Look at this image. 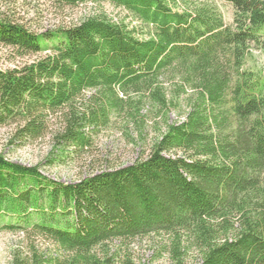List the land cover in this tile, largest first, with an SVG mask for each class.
Masks as SVG:
<instances>
[{
	"label": "trees",
	"instance_id": "1",
	"mask_svg": "<svg viewBox=\"0 0 264 264\" xmlns=\"http://www.w3.org/2000/svg\"><path fill=\"white\" fill-rule=\"evenodd\" d=\"M48 1L108 3L149 31L97 14L37 33L0 13V44L38 56L0 70V127H14L24 144L56 118L62 158L90 148L114 115L138 136L146 113L163 127L156 121L132 164L67 184L0 154V232L61 254L43 256L31 243L11 264H138L135 241L172 264H264V73L244 69L264 0H223L232 26L207 7L174 11L170 0ZM188 92L184 119L169 123Z\"/></svg>",
	"mask_w": 264,
	"mask_h": 264
},
{
	"label": "rangeland",
	"instance_id": "2",
	"mask_svg": "<svg viewBox=\"0 0 264 264\" xmlns=\"http://www.w3.org/2000/svg\"><path fill=\"white\" fill-rule=\"evenodd\" d=\"M170 6L177 12L207 7L217 11L226 25H233V8L223 0H170ZM0 13L24 23L37 33L78 23L85 17L97 14H104L113 21H124L131 27H138L144 35L149 31L146 27L140 30V24L133 15L108 3L59 7L48 0H0ZM257 35L261 37L258 42L250 45L244 69L264 73V25ZM37 57H18L12 49L0 44V70L12 69ZM169 85H172V82ZM189 95L192 93L188 92L186 96H182L180 106L169 112V123L184 119ZM148 110L144 108L142 112L145 114ZM146 114L142 136H138L132 124L123 127L124 116L114 115L108 126L100 128L93 135L90 148L78 153H72V148L63 150L68 153L67 158H62L54 149L57 144L53 135L59 127L56 118L49 120L48 130L41 138L24 144L17 140L14 127H0V154L13 163L38 166L41 173L50 179L66 184L73 183L92 173L130 165L142 152H146L157 132L156 121L160 124L158 126L163 127L160 118L152 113ZM31 243L43 256L61 255L49 242L36 239L33 243L32 239L22 233L0 232V264H11L13 252L28 257L31 254ZM132 245L138 264H172L166 256H154V251L146 241H135ZM186 264H198V261L193 259Z\"/></svg>",
	"mask_w": 264,
	"mask_h": 264
}]
</instances>
